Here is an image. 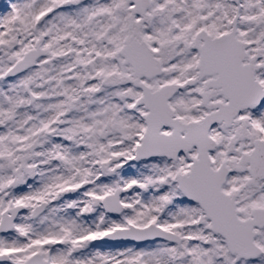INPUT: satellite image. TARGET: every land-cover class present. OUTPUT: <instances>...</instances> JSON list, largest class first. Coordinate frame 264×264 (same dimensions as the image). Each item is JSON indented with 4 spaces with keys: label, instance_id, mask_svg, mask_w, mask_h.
Returning <instances> with one entry per match:
<instances>
[{
    "label": "snow or ice",
    "instance_id": "obj_1",
    "mask_svg": "<svg viewBox=\"0 0 264 264\" xmlns=\"http://www.w3.org/2000/svg\"><path fill=\"white\" fill-rule=\"evenodd\" d=\"M0 264H264V0H0Z\"/></svg>",
    "mask_w": 264,
    "mask_h": 264
}]
</instances>
